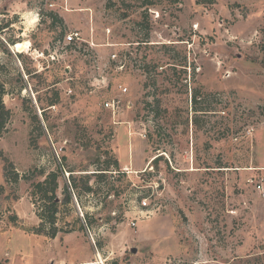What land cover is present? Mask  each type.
Segmentation results:
<instances>
[{
  "label": "rangeland",
  "instance_id": "374dc122",
  "mask_svg": "<svg viewBox=\"0 0 264 264\" xmlns=\"http://www.w3.org/2000/svg\"><path fill=\"white\" fill-rule=\"evenodd\" d=\"M74 30L94 47L35 58ZM247 56L264 60V0H0L12 113L0 149L20 176L0 166V264H264V69ZM119 86L129 92L113 115L103 104ZM63 157L51 239L33 231L31 174ZM132 157L144 171L125 167ZM114 160L119 171L81 190L80 175Z\"/></svg>",
  "mask_w": 264,
  "mask_h": 264
},
{
  "label": "trees",
  "instance_id": "16d2710c",
  "mask_svg": "<svg viewBox=\"0 0 264 264\" xmlns=\"http://www.w3.org/2000/svg\"><path fill=\"white\" fill-rule=\"evenodd\" d=\"M247 60L251 63H255L259 65L262 69H264V60H260L259 58L253 57V56H247ZM114 65L116 63H113ZM117 67V64L116 66ZM26 71V70H25ZM29 77L31 76V72H27ZM52 96L49 98V107H53L55 105H58L60 103V94L57 91L51 90ZM7 95V85L5 80H3L0 77V133L6 130V127L11 120L12 113L11 111L6 107L4 102V97ZM197 99V95L194 96L193 100ZM23 103H29L31 104L30 100H26L25 98L22 99ZM41 100L40 98H37V103L40 104ZM42 114L40 118L38 114L34 112L32 119L34 123H36L40 129L43 130L42 126V120L47 124L48 116L46 113V108L39 106ZM254 113V112H252ZM51 139L54 143H56V138L51 135ZM161 156L154 159L151 164L152 166L157 165V160ZM101 161L102 157L99 158ZM67 162V158L63 157L61 159V169L57 170L56 172H50L49 174H46L45 170L41 169H34L32 171V174L34 176V179L32 180V195L33 197L39 196L40 203H42L41 209L38 212V217L41 219L40 225L33 229V231L39 235H44L48 238L54 239L57 237L59 233L62 231L59 230L57 225L58 215L60 213L59 211V204L57 201L58 198V191L60 188L59 180L63 176V168L65 167ZM2 165V169L4 170V175L8 179H12L14 183H18L19 181V174L16 172L14 165L9 162V159L5 156L3 150L0 149V166ZM111 165L117 171H119V162L118 160H114L112 164L107 163V167L104 170H98V173H92V174H83L80 175L81 180V190L87 194H93L94 188L91 185V182L93 180L100 181L101 178L105 177L107 175L106 173L111 172ZM87 170H80V172H85ZM101 171V172H100ZM70 173H73L75 171H67ZM121 175V174H120ZM125 176V173L122 174ZM70 179V186H66L64 188V194L65 203H71L72 202V192L75 188H77V180L74 178V175H69Z\"/></svg>",
  "mask_w": 264,
  "mask_h": 264
},
{
  "label": "built area",
  "instance_id": "2783aa9c",
  "mask_svg": "<svg viewBox=\"0 0 264 264\" xmlns=\"http://www.w3.org/2000/svg\"><path fill=\"white\" fill-rule=\"evenodd\" d=\"M60 43H63L67 47H72V48H75V49L81 48L82 45L83 46L84 45H88L86 47L88 49H91L89 47H94V43H91L90 41L85 40L83 38V34L80 31L74 30V31H70L69 33L65 34L64 37H63V42H58L56 48L48 50V52L35 50L34 51L35 55H36L35 58L36 59H40L41 61L47 62V63L57 61L59 59L58 52H59ZM110 60H112L113 62H118L119 63V65L117 63L116 69L118 68V70H120V71H123L125 69V64H123L122 62L118 61L117 55L110 56ZM119 90H120L121 96L116 97L114 99L107 100L103 104L105 109L110 111L113 115H116L117 113L122 111L123 102L121 100V97L127 95L128 92H129L128 88L127 87H123V86H119ZM67 92H68L69 95H71L73 93V90L69 89ZM143 138H145V136H143ZM142 206L144 208L147 207L146 200H143ZM132 225L136 226L135 223H133Z\"/></svg>",
  "mask_w": 264,
  "mask_h": 264
},
{
  "label": "crops",
  "instance_id": "0c3cea01",
  "mask_svg": "<svg viewBox=\"0 0 264 264\" xmlns=\"http://www.w3.org/2000/svg\"><path fill=\"white\" fill-rule=\"evenodd\" d=\"M125 167L127 168V169H130V167L132 168V170L133 171H140V172H142V171H144L145 170V166H139V167H136V165H135V161H134V158L132 157V160H127V162H126V165H125Z\"/></svg>",
  "mask_w": 264,
  "mask_h": 264
},
{
  "label": "bare ground",
  "instance_id": "6f19581e",
  "mask_svg": "<svg viewBox=\"0 0 264 264\" xmlns=\"http://www.w3.org/2000/svg\"><path fill=\"white\" fill-rule=\"evenodd\" d=\"M32 14V13H31ZM38 20L34 17L31 22L36 23ZM23 47H29V43H24ZM25 48V49H27ZM98 264H104L103 261L100 259V262H97Z\"/></svg>",
  "mask_w": 264,
  "mask_h": 264
},
{
  "label": "water",
  "instance_id": "95a60500",
  "mask_svg": "<svg viewBox=\"0 0 264 264\" xmlns=\"http://www.w3.org/2000/svg\"><path fill=\"white\" fill-rule=\"evenodd\" d=\"M40 116H41V113H40ZM132 252H133V253H136L137 250H136L135 248H133V249H132Z\"/></svg>",
  "mask_w": 264,
  "mask_h": 264
}]
</instances>
